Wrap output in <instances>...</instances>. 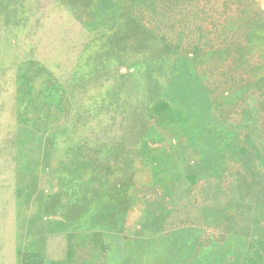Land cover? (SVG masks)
Here are the masks:
<instances>
[{
  "label": "rangeland",
  "instance_id": "rangeland-1",
  "mask_svg": "<svg viewBox=\"0 0 264 264\" xmlns=\"http://www.w3.org/2000/svg\"><path fill=\"white\" fill-rule=\"evenodd\" d=\"M0 264H264V0H0Z\"/></svg>",
  "mask_w": 264,
  "mask_h": 264
},
{
  "label": "crops",
  "instance_id": "crops-1",
  "mask_svg": "<svg viewBox=\"0 0 264 264\" xmlns=\"http://www.w3.org/2000/svg\"><path fill=\"white\" fill-rule=\"evenodd\" d=\"M84 77L82 76H76L75 77V85H77L79 88H84L83 90L81 89H77V90H81L82 94L78 93L77 96L79 97H83L85 95V87H84ZM94 78V77H92ZM93 83V81H91ZM97 83V82H96ZM92 87V89H94V85L90 86ZM95 88H97V86L95 85ZM98 89L95 90V94L98 93ZM92 95H93V91H92ZM88 96V95H87ZM93 97V96H92ZM132 127H130L128 130H124L121 133H117L114 134L113 136V140L112 143H108L107 140H101V137L96 133H93L92 135L88 133V130L85 131L84 136L80 137V139L75 140V142L72 145H76V146H96L102 149V151L107 152L108 155L105 156L103 158V160L100 162V166H99V171H101L105 166L112 164V159H114V157H117L118 155H120L121 150L123 151L124 149H128L129 147L133 146L138 139L141 138L142 134H137L138 131L136 130H132ZM93 131H91L92 133ZM68 143V139L65 140ZM108 148H119L117 150H112L109 151L107 150ZM74 162V161H73ZM74 163H80L79 160L75 161Z\"/></svg>",
  "mask_w": 264,
  "mask_h": 264
}]
</instances>
